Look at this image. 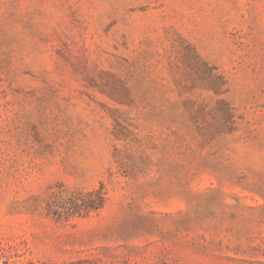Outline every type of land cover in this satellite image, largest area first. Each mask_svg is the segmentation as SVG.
<instances>
[{"label": "rangeland", "instance_id": "obj_1", "mask_svg": "<svg viewBox=\"0 0 264 264\" xmlns=\"http://www.w3.org/2000/svg\"><path fill=\"white\" fill-rule=\"evenodd\" d=\"M0 264H264V0H0Z\"/></svg>", "mask_w": 264, "mask_h": 264}]
</instances>
